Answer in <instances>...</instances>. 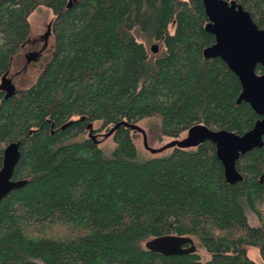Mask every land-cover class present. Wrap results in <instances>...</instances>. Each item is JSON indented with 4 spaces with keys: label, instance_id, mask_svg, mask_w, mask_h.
<instances>
[{
    "label": "trees",
    "instance_id": "obj_1",
    "mask_svg": "<svg viewBox=\"0 0 264 264\" xmlns=\"http://www.w3.org/2000/svg\"><path fill=\"white\" fill-rule=\"evenodd\" d=\"M236 1L264 28V0ZM69 2L0 0V169L20 141L11 180L23 182L0 200V264H264V146L240 157L244 178L232 184L212 141L143 156L130 126L156 118L161 138L177 139L198 124L243 134L261 117L237 103L227 63L204 57L215 36L203 0ZM39 6L54 14V53L6 98L4 76ZM113 127L108 150L96 135ZM166 234L197 238L211 257L143 245Z\"/></svg>",
    "mask_w": 264,
    "mask_h": 264
},
{
    "label": "water",
    "instance_id": "obj_2",
    "mask_svg": "<svg viewBox=\"0 0 264 264\" xmlns=\"http://www.w3.org/2000/svg\"><path fill=\"white\" fill-rule=\"evenodd\" d=\"M73 0H70L69 6ZM208 22L205 29L215 36V42L203 51L205 58L220 57L237 74L242 91L237 103H250L261 117L253 127L243 134L227 129L215 130L204 124H198L187 130V137L175 139L167 146L195 147L210 140L216 145V154L224 166L228 183L243 180L237 169V161L247 152L264 146V72H257L259 65L264 66V28H260L251 13L236 0H203ZM154 52L158 45L152 46ZM3 85L6 98L12 96L16 87L12 78L4 76ZM92 127V124H90ZM133 130L144 134V144L151 151L147 134L138 124H130ZM115 127L105 136L112 135ZM92 133V130H91ZM98 135H96L97 137ZM20 141L10 143L4 150L3 166L0 169V200L14 187L23 182L11 180L14 167L19 159ZM161 149V148H160ZM147 249L164 255H181L197 252L195 239L189 235L166 234L153 237L145 242Z\"/></svg>",
    "mask_w": 264,
    "mask_h": 264
},
{
    "label": "rangeland",
    "instance_id": "obj_3",
    "mask_svg": "<svg viewBox=\"0 0 264 264\" xmlns=\"http://www.w3.org/2000/svg\"><path fill=\"white\" fill-rule=\"evenodd\" d=\"M54 19V14L51 9L45 6H39L31 15V35L26 46L23 47L12 59V66L10 75H14V85L17 89H24L30 87L42 74L50 61L54 53V37L50 32V24ZM171 31H174L175 27L171 25ZM146 47L153 55H158L163 51V43L161 41L150 40L146 41ZM158 45V51L154 52L152 46ZM26 55V59H25ZM27 60V61H26ZM26 62V64H25ZM11 78V77H10ZM13 79V78H12ZM98 123H94V127H98ZM138 125L143 128L147 134V142L150 147L159 149L157 151L149 150L144 144V134L135 130L133 132L137 146L139 147L143 156H161L168 154L172 150L170 142L174 141V138L163 137L161 138L159 132V120L156 118L145 119L139 121ZM105 131L100 132L97 139L100 142V146L106 149H110L113 145L112 135L105 136ZM187 137V132L183 133L179 139ZM161 148V149H160ZM251 222L254 225H259L258 218L250 213ZM195 243L198 247V253L203 259H208L211 254L202 246L199 241L195 238ZM145 245V242L143 243ZM249 255L256 261L262 262V258L259 250L256 247L251 248Z\"/></svg>",
    "mask_w": 264,
    "mask_h": 264
},
{
    "label": "flooded vegetation",
    "instance_id": "obj_4",
    "mask_svg": "<svg viewBox=\"0 0 264 264\" xmlns=\"http://www.w3.org/2000/svg\"><path fill=\"white\" fill-rule=\"evenodd\" d=\"M27 57H26V55H25V59H26ZM27 61V60H26ZM25 64H26V62H25ZM6 77H11V78H13L12 80H13V83H14V79H15V77H14V75H10V73L8 74V75H6ZM3 88H4V90H5V87H4V85H3ZM16 90H18L17 88H16ZM5 92H6V90H5Z\"/></svg>",
    "mask_w": 264,
    "mask_h": 264
}]
</instances>
